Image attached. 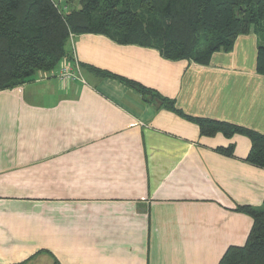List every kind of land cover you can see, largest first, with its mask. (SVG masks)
Masks as SVG:
<instances>
[{
	"label": "crops",
	"instance_id": "crops-1",
	"mask_svg": "<svg viewBox=\"0 0 264 264\" xmlns=\"http://www.w3.org/2000/svg\"><path fill=\"white\" fill-rule=\"evenodd\" d=\"M258 44L240 35L201 64L83 33L81 77L61 81V61L1 90L0 264H219L245 245L254 221L236 208L264 204V168L246 134L204 136L195 118L264 134Z\"/></svg>",
	"mask_w": 264,
	"mask_h": 264
},
{
	"label": "trees",
	"instance_id": "trees-1",
	"mask_svg": "<svg viewBox=\"0 0 264 264\" xmlns=\"http://www.w3.org/2000/svg\"><path fill=\"white\" fill-rule=\"evenodd\" d=\"M79 2L80 8H74ZM0 0V91L29 80L38 70H53L65 57L71 36L103 34L122 44L156 48L170 60L209 63L214 52L230 51L238 36H258V71L264 74V0ZM72 5V6H71ZM202 31L217 34L208 49ZM101 72V71H99ZM118 77L146 98L174 108V101L142 84ZM201 134H246L251 148L244 159L264 168V134L226 121L197 117ZM217 151L235 156V145ZM253 218L245 245L230 246L219 264H264V204L238 206Z\"/></svg>",
	"mask_w": 264,
	"mask_h": 264
},
{
	"label": "built area",
	"instance_id": "built-area-1",
	"mask_svg": "<svg viewBox=\"0 0 264 264\" xmlns=\"http://www.w3.org/2000/svg\"><path fill=\"white\" fill-rule=\"evenodd\" d=\"M60 2L57 1L59 5ZM60 6V5H59ZM62 10H67V6L65 8H61ZM73 36H71V40ZM58 77L61 81L68 82L70 79H74L76 77H81V73L78 69V60L75 58V61L70 60L68 58L62 59V62L58 68ZM82 79V78H81Z\"/></svg>",
	"mask_w": 264,
	"mask_h": 264
},
{
	"label": "rangeland",
	"instance_id": "rangeland-1",
	"mask_svg": "<svg viewBox=\"0 0 264 264\" xmlns=\"http://www.w3.org/2000/svg\"><path fill=\"white\" fill-rule=\"evenodd\" d=\"M56 1H59V0H56ZM66 4H67V0H60L59 5L61 6V8H65ZM73 7L80 8L79 2H75ZM69 8H70V5L65 11H68ZM201 33H202L203 38H201V42L199 45L201 48L203 47L204 49H208V45L216 39L215 37L217 36V34L210 32V31L208 32L202 31ZM68 51H69L68 57L71 60L75 61L76 57L74 56V54H72V51H70V45L68 46ZM86 78H87V75H86Z\"/></svg>",
	"mask_w": 264,
	"mask_h": 264
}]
</instances>
